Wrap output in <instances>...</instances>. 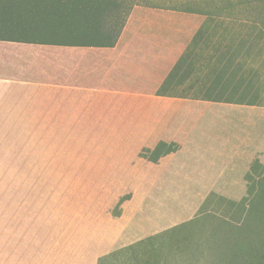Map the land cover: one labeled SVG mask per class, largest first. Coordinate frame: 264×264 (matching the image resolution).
Here are the masks:
<instances>
[{"label":"crops","instance_id":"crops-1","mask_svg":"<svg viewBox=\"0 0 264 264\" xmlns=\"http://www.w3.org/2000/svg\"><path fill=\"white\" fill-rule=\"evenodd\" d=\"M161 101L202 102L210 125L170 139L178 150L139 174L151 193L138 207L122 206L108 252L207 213L243 221L244 175L252 161L264 165V30L185 8L134 6L113 47L0 40V128H50L46 118L74 110ZM178 187L183 197L171 199Z\"/></svg>","mask_w":264,"mask_h":264},{"label":"rangeland","instance_id":"rangeland-1","mask_svg":"<svg viewBox=\"0 0 264 264\" xmlns=\"http://www.w3.org/2000/svg\"><path fill=\"white\" fill-rule=\"evenodd\" d=\"M117 1L122 31L134 6L210 10L225 0ZM201 103L107 102L113 107L46 118L50 128H0V264H264V205L244 214L240 228L207 213L107 251L122 206L138 207L151 193L138 177L152 166L155 143L184 141L187 128L210 125ZM187 107L197 115L187 117ZM252 190L264 201L261 187ZM183 195L178 187L169 197Z\"/></svg>","mask_w":264,"mask_h":264},{"label":"trees","instance_id":"trees-1","mask_svg":"<svg viewBox=\"0 0 264 264\" xmlns=\"http://www.w3.org/2000/svg\"><path fill=\"white\" fill-rule=\"evenodd\" d=\"M237 1L239 9L231 0H225L220 2L222 6L209 3L213 7L210 10H188L239 18L258 23L264 29V0ZM121 10L117 0H0V40L66 47H113L124 22V19L120 22ZM178 148L176 143L159 141L146 159L156 164ZM244 181L246 195L249 196L246 200L247 216L264 205L263 200L258 201L259 194L252 190L254 185L255 188L259 186L264 195V165L259 164L258 160L252 161ZM246 195L241 198V202L246 199ZM223 222L228 224L227 221ZM243 222L244 219L237 227L240 228ZM254 253L262 256L260 249H255Z\"/></svg>","mask_w":264,"mask_h":264}]
</instances>
